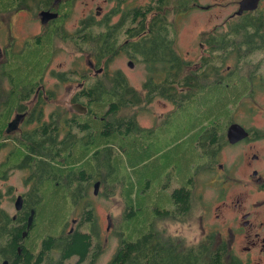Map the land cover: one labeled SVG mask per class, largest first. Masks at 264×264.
I'll use <instances>...</instances> for the list:
<instances>
[{
  "label": "flooded vegetation",
  "instance_id": "flooded-vegetation-1",
  "mask_svg": "<svg viewBox=\"0 0 264 264\" xmlns=\"http://www.w3.org/2000/svg\"><path fill=\"white\" fill-rule=\"evenodd\" d=\"M76 1L17 0L12 10H0V38L4 29L11 36L12 30L16 29L15 17L17 21L24 18L28 21V27H31L30 24L35 21L36 15L42 32L35 34L29 28L16 29L18 33L14 37L23 41L50 33L55 38V35L64 31L63 24L74 10ZM84 3L81 10L83 16L72 34V40L80 41L87 35H92L94 42L98 43L94 45L95 50L91 54L98 61L90 62L93 72L89 74L96 80L106 68V65L102 66L100 62H109L115 55L112 49H104L102 45H106L105 40L113 36L120 45L123 43L126 46L132 39H136L132 38L130 33V29L136 26L135 23L132 25V18L137 13L147 14L151 0H90ZM184 10V13L180 14L192 11L199 22L195 23L196 29L191 44L194 56L189 55L188 59L186 55L183 57L191 63L192 71L212 80L205 87L194 88L195 92L210 87L227 88L229 95L225 98L235 103H225L230 117L223 127L215 125L202 135L208 155L205 188L210 193L206 192L203 199L197 196L195 189L188 188L190 200L187 208L180 209L177 205L175 209L184 217L194 208V200H197L198 207L203 203L202 199L210 218H176L175 215L172 218L173 223L189 220L191 224L199 227L201 235L186 240L174 231L171 237H167L169 243L161 245L158 243L160 232L155 229V218L150 222L146 234L141 237V243L151 244L150 250L156 252L172 250L173 264H264V0H192ZM43 11L49 12L47 16L50 19L47 21H43ZM9 12H12V15L8 17L9 23L5 24L4 16ZM152 13L156 11H150V14ZM223 17L221 22H216ZM11 44L9 40L0 45V78H6L7 81L5 66L9 59H4V52L9 50ZM129 50L123 49L120 53L130 57ZM197 51L203 54L198 55ZM2 67L5 69L2 70ZM62 77L64 78L63 74ZM79 77L85 79L89 76L82 74ZM8 83L10 84L9 81ZM80 85L81 88L83 83ZM9 87L8 95L16 91L11 85ZM182 89L188 91L190 87ZM40 91L39 87L37 91L35 87H31L26 94L22 90L17 92L22 95V99H17L19 107L16 108L12 106L9 97L0 104L6 113L7 109L12 110L11 114H7L10 116L7 121H0V203L10 197L14 199L16 208V213L10 215L0 205V218L3 212L14 219L19 216L29 218L33 211L35 213V191L44 188L45 181L50 179L51 164L37 168L34 153L30 149L33 142L29 139V132L38 123L35 117V99L40 97L36 95ZM46 99L47 97L43 100ZM77 102L80 101L73 104ZM84 105L88 107L87 113L81 114L74 109L73 113L90 116L91 108L87 104ZM243 116H246L245 121ZM89 120L77 117L76 121L66 118L59 121L62 124L58 139L61 143L56 144L54 150L60 148V153L64 155L68 147H74L73 144H68L66 135L68 130L74 131V128L77 129L74 133L79 132L80 137L86 136L88 141L93 140L96 129L93 132V128L83 127L84 122L89 123L91 127L95 125ZM74 122L76 127H67ZM234 123L242 125L248 132L235 142L229 137V129ZM92 164L93 170L97 169L96 173H92L97 181H100L97 175L98 166L95 161ZM17 171L22 172L20 183ZM2 190H6V194ZM19 197H22L23 204L22 208L17 209ZM106 218L110 223V216L107 215ZM78 224L79 220L74 218L67 234H73L78 229ZM109 228L107 225L106 230ZM154 232L158 233L156 237L152 236ZM28 236L26 229L22 232L23 240ZM94 240L98 241L96 236ZM179 254L186 258L179 261ZM175 255L178 262H175ZM5 261L9 264V259H4Z\"/></svg>",
  "mask_w": 264,
  "mask_h": 264
},
{
  "label": "rangeland",
  "instance_id": "rangeland-1",
  "mask_svg": "<svg viewBox=\"0 0 264 264\" xmlns=\"http://www.w3.org/2000/svg\"><path fill=\"white\" fill-rule=\"evenodd\" d=\"M139 1L145 2V0ZM84 2L90 0L75 2L74 10L63 24L64 31L55 35V38L50 33L35 39L26 38L23 41L14 37L18 33L16 29L29 28L35 34L42 32L38 15L30 24L31 27H28V21L24 18L17 21L15 17L16 29L12 30L11 36L6 29L3 30L0 45L9 40L12 44L9 47L10 51L4 52V59L9 60L6 69L2 67V70H6L10 84L6 78H0V104L7 98L10 85L16 90V93H9V96L12 94L10 97L12 101L19 100L20 95L17 92L20 90L26 94L31 87H35L36 91L39 87L41 91L36 95L43 96V99L47 97L42 105L41 121L49 119L50 113L55 111L62 112L63 118L75 114L72 109L74 95L83 88L85 80H95L89 75L93 72L90 62L98 61L91 55L95 50L94 45L98 43L91 41L89 44H84V39L72 40V34L83 16L81 10L84 8ZM191 2L189 0L187 5ZM14 3V0H0V10L10 11L15 6ZM184 11L180 6L178 12L170 8L169 19L171 23L174 22V30L176 25L177 45L180 52L188 59L189 55L194 56L191 44L196 29L195 23L199 21L192 11H186L184 15L180 14ZM10 15L12 12L5 14V24L9 23ZM223 19L224 17L216 22H221ZM201 23L203 25V22ZM122 53L116 52L108 63H104L106 60L100 62V65H106L100 75L103 76L106 70H121L133 86L141 90L147 74L145 64ZM196 54L202 55L203 52L197 51ZM129 61L134 65L131 66ZM60 74L66 79L61 80ZM82 74L89 77L85 79L79 77ZM81 83L83 85L80 88ZM38 99L39 97L35 99L36 110L39 109ZM225 103L235 102L225 96L222 97L221 90L214 87L189 94L178 106L156 98L146 107H137L136 117L141 129L133 127L132 131L126 133L124 126V132L112 130L109 135L102 134L98 129L91 142L86 144L79 141L74 146L75 156L86 151L91 154L90 156H95L94 161L98 166V175L101 177L99 179L102 181L99 193L95 194L94 182L98 179L93 178L87 193L96 217L95 227L90 228H95L96 239L102 244V251L95 257L94 264L110 263L120 246L122 237L128 241L140 239L146 234L150 222L155 218V229L165 237H171L174 231L175 234L180 233L186 240L201 235L199 227L191 224L189 220L173 223L172 217L161 215L160 211L177 208L176 200L172 197L173 191L177 188L195 189L197 196L203 199L206 192L210 193L205 188L208 155L202 135L215 125L223 127L226 124L230 111L227 110ZM2 107L0 105L3 114L0 116V121L6 120L5 110H2ZM106 109H98V112L102 115ZM162 112L165 113L163 117L160 116ZM242 118L245 121L246 116ZM239 119L241 120L240 116ZM102 122L104 123L101 121V124ZM150 124V128L144 127ZM76 131L77 129L74 128V132ZM77 147L78 151H75ZM84 166L91 167L93 171V164L89 161ZM17 173L20 183L23 178L22 172L17 171ZM52 187L47 191L40 188L43 199L38 204L39 207L37 206L32 234L43 230L46 236H59L64 227L63 221L69 220L65 229L72 224L74 214L71 218H67L69 208L57 202L60 199L58 189L54 188L50 191ZM2 192L6 194V190ZM201 201L203 203L197 207L198 202L194 200V208L184 217L175 210L176 218H210L204 200ZM0 205L10 215L16 213L14 199L5 198ZM80 214L79 209L74 217L79 220ZM107 215L110 216V223L106 218ZM107 225L110 227L109 230H106ZM86 226L88 223L81 228ZM91 257L92 254L85 264H88ZM1 263H4V259Z\"/></svg>",
  "mask_w": 264,
  "mask_h": 264
},
{
  "label": "trees",
  "instance_id": "trees-1",
  "mask_svg": "<svg viewBox=\"0 0 264 264\" xmlns=\"http://www.w3.org/2000/svg\"><path fill=\"white\" fill-rule=\"evenodd\" d=\"M14 1L15 5L17 0ZM188 2L189 0H151L147 7V14L140 15L137 13L132 18L131 23L132 25L135 23L136 26L130 29V33L131 37L136 39H132L125 46L123 43L120 45L111 36L112 39L108 37L104 42L106 45H102L107 51L112 49L115 53L123 49H130V58L145 64L147 74L141 90L133 86L123 71L106 70L103 76H99L94 81L85 80L86 83H84L83 88L74 95V102H83L91 108V117L75 113L76 115L74 114L72 117L67 115L65 118L73 119V121H76L77 117L82 120L90 119L89 122L95 123V125L91 127L89 123L84 122L83 127L85 129L93 128V132L94 129L96 132L100 129L104 135H109L113 132L112 130L124 132V126L126 127L125 132L129 133L133 127L141 129L136 117L137 107H146L156 98L178 106L184 102L189 94L195 92V89L210 84L211 79L191 70V63L183 57L177 45L176 25L174 30V22L171 23L169 19L170 8L172 11L176 9L178 12L179 6L180 9L184 10L189 6L187 5ZM150 11H156V13L150 14ZM145 32L148 33L141 37ZM116 33L118 32L116 31ZM83 39L84 44L94 42L92 35H87ZM60 79L65 80L66 78L60 74ZM187 86L190 87L188 91L182 89ZM220 90L222 97L229 95V89L220 88ZM11 96L12 94L7 95L9 98ZM21 99L22 95H20L19 101ZM15 101H12L14 108L19 103L17 99ZM44 102L43 96L40 95L37 101L40 107L38 105L39 109L35 112L38 123L29 132V139L33 142L30 149L34 153L37 168L47 163L51 164L50 179L45 181L42 190L47 191L52 186L50 191L54 188L58 189L60 199L57 202L67 205L69 208L67 218H71L72 214L75 218L77 210H81L78 229L73 234H67L69 229H65L69 222L67 219V221H63L62 226L64 227L59 236H46V232L43 230L32 234L37 206L39 207L38 204L43 199V192L40 194L41 190L37 189L34 197V219L31 223L29 222L30 217L21 218L19 216L14 219L5 212L0 218V264H2V259H9V264H85L91 254L92 257L88 264H93L95 257L102 251V244L99 240H94L96 234L93 227H95L96 217L87 193L89 184L95 178V174L92 172L96 173L97 169L91 171V167L84 165L87 161L93 163L95 156H90L91 154L87 151L80 152L78 156H75L74 147H68L67 153L64 155L60 153V148L54 150L55 145L61 143L58 139L62 124L59 121L65 118H63L62 112L55 111L49 115V119L52 121H41L40 119L43 118L41 109ZM104 108L107 109L101 115L98 109ZM6 111L11 114L12 110L7 109ZM4 113L7 121L10 116H7L6 112ZM1 115L3 114L0 111ZM94 118H96L95 121ZM101 121L104 123L101 124ZM75 123L68 124L67 127H75ZM66 135L69 145L76 146L79 141L86 144L91 142V140L88 141V137H80V133L76 134L74 131L68 130ZM75 151H78V147ZM98 177L100 176L98 175ZM49 185L50 187H48ZM172 197L180 209L187 208L190 190L187 187L177 188L173 191ZM160 214L173 218L175 209L160 211ZM86 223L88 226L81 228ZM91 226H93L92 229ZM26 229L29 236L24 241L22 232ZM157 234L154 232L152 236L156 237ZM39 235L41 236L38 237ZM142 241L143 238L142 240L140 238L136 241H128L122 237L117 252L108 264H145L146 262L149 264H173L172 250L156 252L150 250L151 244H143ZM158 243L167 245L169 239L160 233ZM176 257L175 255V262H178ZM183 258L185 259L186 256L179 254V261H182ZM71 260L74 261L71 262Z\"/></svg>",
  "mask_w": 264,
  "mask_h": 264
},
{
  "label": "water",
  "instance_id": "water-1",
  "mask_svg": "<svg viewBox=\"0 0 264 264\" xmlns=\"http://www.w3.org/2000/svg\"><path fill=\"white\" fill-rule=\"evenodd\" d=\"M48 14H49L48 11H43L41 13V15L43 17V21H47L48 19H50V17L47 16ZM129 64L131 66L134 65V63L132 61H129ZM73 109L76 112L81 113V114H85L88 111V107L81 102H77V103L73 104ZM247 134H248V132L245 130V128L238 123H234L233 125H231V127L229 129V137H230L231 141H233V142L237 141L240 138H243ZM100 185H101V181H97L94 184L95 194L99 193ZM22 204H23L22 197H19L18 201H17V209L22 208ZM33 219H34V211H33V214L30 216L29 222L31 223L33 221ZM6 263H7V261L4 262V264H6Z\"/></svg>",
  "mask_w": 264,
  "mask_h": 264
},
{
  "label": "crops",
  "instance_id": "crops-1",
  "mask_svg": "<svg viewBox=\"0 0 264 264\" xmlns=\"http://www.w3.org/2000/svg\"><path fill=\"white\" fill-rule=\"evenodd\" d=\"M164 115H165L164 112H162V113L160 114V116H162V117H163ZM150 126H151V124H150V125H147V126H144V127L148 129V128H150ZM96 182H97V181H96ZM96 182H95V183H96ZM95 183H94V184H95Z\"/></svg>",
  "mask_w": 264,
  "mask_h": 264
},
{
  "label": "clouds",
  "instance_id": "clouds-1",
  "mask_svg": "<svg viewBox=\"0 0 264 264\" xmlns=\"http://www.w3.org/2000/svg\"><path fill=\"white\" fill-rule=\"evenodd\" d=\"M101 181V180H100Z\"/></svg>",
  "mask_w": 264,
  "mask_h": 264
}]
</instances>
